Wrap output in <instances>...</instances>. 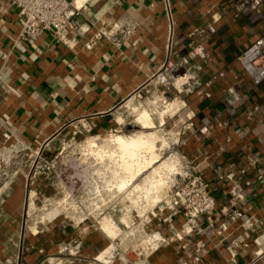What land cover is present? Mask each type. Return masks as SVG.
I'll list each match as a JSON object with an SVG mask.
<instances>
[{
  "label": "crops",
  "instance_id": "0c3cea01",
  "mask_svg": "<svg viewBox=\"0 0 264 264\" xmlns=\"http://www.w3.org/2000/svg\"><path fill=\"white\" fill-rule=\"evenodd\" d=\"M224 2L171 0L175 31L168 44L159 0H74L83 32H70L64 45L44 31L20 53L11 43L18 30L15 9L0 0V146L11 144L13 136L18 141L0 176V264H40L43 253L54 252L51 244L44 249L19 230L26 162L37 151L114 126L121 102L147 92L166 58L188 70L194 64L204 68L176 70L173 84L182 93L173 86L169 94L181 98L180 113L186 114L176 132L179 158L203 174L214 209L192 230L179 216L162 221L167 241L142 256V263L264 264V82L252 84L235 61L261 27L244 11L236 17L223 14L203 41L208 8ZM126 26L129 33L122 36L119 30ZM109 29L115 30L118 46L105 36L94 37ZM198 43L210 60L201 53L189 56ZM80 123L90 129L84 131ZM3 130L13 134L7 141ZM51 229L55 240L79 239L77 264L111 263L95 258L106 238L82 234L63 221Z\"/></svg>",
  "mask_w": 264,
  "mask_h": 264
},
{
  "label": "rangeland",
  "instance_id": "374dc122",
  "mask_svg": "<svg viewBox=\"0 0 264 264\" xmlns=\"http://www.w3.org/2000/svg\"><path fill=\"white\" fill-rule=\"evenodd\" d=\"M244 12L261 23L248 9ZM191 70L198 73L194 69L187 72ZM170 80L165 85L153 80L147 92L121 102L114 126L105 132H91L71 144H57L43 154L37 151L35 159L32 156L26 162L23 178L27 187L19 230L27 240L37 238L33 242L41 243L44 249L51 244L49 249L54 252L43 253L40 264L78 262V238L71 242L55 240L51 225L58 221L72 224L82 234L96 233L106 238V247L95 256L100 263L117 260L121 262L117 264H143L142 256L152 255L165 244L167 238L159 228L167 219L163 195L178 175L191 170L177 151V130L186 114L180 113L181 98L169 94L173 86L177 89L174 79ZM181 89L179 86V93ZM141 111L149 112L152 119L148 118L145 125L134 122ZM116 136H139L140 142L148 139V148H153L149 150L146 145L145 150L140 148L129 156L112 142ZM157 231L164 242L155 246L152 240L159 239ZM69 251L73 253L69 255ZM112 251L114 255L107 257Z\"/></svg>",
  "mask_w": 264,
  "mask_h": 264
},
{
  "label": "built area",
  "instance_id": "2783aa9c",
  "mask_svg": "<svg viewBox=\"0 0 264 264\" xmlns=\"http://www.w3.org/2000/svg\"><path fill=\"white\" fill-rule=\"evenodd\" d=\"M8 1L15 9L18 22V30L16 35L11 39V43L20 53L24 52L28 45H32L36 38L44 31H48L57 42L67 45L70 32L81 33L85 30L78 19L80 6L75 5L74 0ZM224 1L220 6L215 7L211 5L208 8L207 12L210 13V21L206 24V32L203 34L202 40L204 41V39H207L209 35L214 33V24L221 15L230 14L236 17L244 9H248L253 15L259 18L261 29L255 38L235 56V61L240 71L252 84L257 85L262 83L264 82V0ZM159 2L166 27V38L169 44L175 31L173 7L171 0H159ZM117 29L119 28L116 26L115 30ZM114 31L112 29L98 30L94 37L105 36L118 46L119 40L113 36L115 34ZM119 31L122 36H125L129 33V27L126 26ZM200 53L203 54L202 56L205 61L210 60V55L203 51L202 44L200 43L190 50L189 56L196 58ZM191 68L198 72H203L204 70L200 64H194ZM176 70L187 73L188 67L183 62L172 61L166 58L161 62L152 79L155 83L162 85L168 84L171 82L170 79L171 77L173 78ZM81 126L84 131L90 129L89 124L82 123ZM199 131L202 133L205 132L206 127L202 126L199 128ZM12 135L10 130H3L1 134L3 141H7ZM13 139L14 141L11 144L0 146L4 148L3 153H0V176L3 174L4 166L10 161L9 154L15 153L18 150L16 145L18 141L14 136ZM177 177L166 191V194L163 195V206L166 209L167 218L179 216L185 227L188 230H192L197 226L200 216L212 215L214 199L208 191V185L203 174L197 172L194 168H191L183 176L178 175ZM155 233L159 237L158 240H152L156 242V246L159 241L164 242V238L159 236L158 231ZM146 244H148L147 240ZM110 253L111 255H107V257L114 255L113 251ZM233 255V253H230L231 257Z\"/></svg>",
  "mask_w": 264,
  "mask_h": 264
},
{
  "label": "bare ground",
  "instance_id": "6f19581e",
  "mask_svg": "<svg viewBox=\"0 0 264 264\" xmlns=\"http://www.w3.org/2000/svg\"><path fill=\"white\" fill-rule=\"evenodd\" d=\"M77 4H78V2H77ZM163 115V114H162ZM149 116H150V114H149V112H147V111H141L136 117H135V119H134V122H138V124L139 123H141L142 122V125H145V121L149 118ZM150 119V118H149ZM152 119H150V121H151ZM159 122H160V120H159ZM151 124H152V122H150ZM161 123V122H160ZM140 125V124H139ZM148 126V125H147ZM141 127V126H140ZM144 127V126H143ZM142 127V129H144ZM146 127V126H145ZM141 136V135H140ZM142 136H144V135H142ZM129 137V136H128ZM124 138V137H122V136H116V137H114L113 138V140H112V142L114 143V145H116L117 146V148L121 151V152H126L127 151V154L129 155V156H131V155H134V154H136V152H138L139 150H140V148H143L144 150H145V148H146V145H147V149H149V150H152V148H153V146H150L149 148H148V139L147 140H144V142L142 143V142H140L139 140L141 139V138H138V137H129V138ZM146 139V138H145ZM151 139V138H150ZM149 139V140H150ZM153 142V141H152ZM152 145V143H149V145ZM169 146V145H168ZM145 147V148H144ZM162 147H163V145H162ZM162 147H161V150H162ZM154 150V149H153ZM155 150H156V148H155ZM160 150V149H159ZM148 159V158H147ZM149 160V159H148ZM164 163V162H163ZM127 165V164H126ZM163 165V164H162ZM122 166H123V164H121V166H120V168H122ZM124 166H125V164H124ZM128 166V165H127ZM120 185H123L122 183H120ZM119 185V186H120Z\"/></svg>",
  "mask_w": 264,
  "mask_h": 264
}]
</instances>
